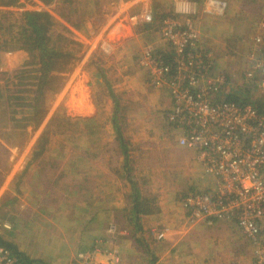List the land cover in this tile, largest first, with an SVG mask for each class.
I'll list each match as a JSON object with an SVG mask.
<instances>
[{"label": "rangeland", "instance_id": "obj_1", "mask_svg": "<svg viewBox=\"0 0 264 264\" xmlns=\"http://www.w3.org/2000/svg\"><path fill=\"white\" fill-rule=\"evenodd\" d=\"M144 1L134 3L133 0H124L121 4L118 0H61L43 5L38 0H21L22 7L9 10L13 12L7 21L10 23L18 22L19 13L23 10L49 12L56 22L55 30L70 41L75 40L83 46L80 48L69 45L72 51L76 50V58L71 63L70 70L61 75L59 89L55 93L49 92L46 96L50 114L48 113L42 127L35 131L29 129L27 133L14 129L12 144L16 159L26 152L21 165H30L29 168L43 166L46 171L44 192L49 193L50 190L53 191L52 187L58 189V186L61 189L79 186L83 192V195L78 194L77 197L67 194L66 198L60 197L59 201H52L49 193L46 194L44 202H38L37 206L28 201L21 212L22 217L21 213H18L20 206H11V220L8 214L10 207L6 206V211L0 208V221H4L0 222L1 235L33 261V264H86L78 259V254L95 247L103 254L97 255L93 261L87 262L88 264H111L109 256L105 253L113 251L117 252L122 263L121 251L128 249V244H123L122 248L119 242L125 231L113 220L105 222L103 228L96 222L100 202L104 199L102 189L108 188V181L101 176V167L106 168L105 165L122 168L128 199L130 200L131 195L142 197L144 206L141 205V208L152 206L154 199L159 203L168 200V204H171L176 200L175 203L181 204L189 218V226H195L192 233L197 231L198 234L204 235L205 238L200 240L205 243L216 242L219 258L224 255L234 256L238 251V237L244 239L238 227L228 231L216 224H199L203 220L193 223L189 211L184 207L183 199L187 195L205 192L208 188L201 179L202 173L196 175L193 169L192 158L196 168L200 170L193 154L190 152L191 155L182 156L174 143L176 135L168 129L166 115L171 107L168 91L151 87L145 71L138 66L145 46L155 47L159 53L165 51L158 31L164 17L172 15L173 0H151L154 12L152 24L132 27L127 15L138 14ZM223 1L228 4L225 15L209 16L200 8L194 17V24L201 36V46L210 50V60L214 62L213 72L225 74L229 79L228 89L237 92L248 84L244 79V74L249 68L248 46L257 33L259 23L264 20V0ZM130 8L134 11H129ZM0 12L2 17L3 13ZM124 28L133 31L134 39L127 46H118L110 35L112 32L113 36L114 29ZM76 32L89 42L81 41ZM116 34L117 32L114 36ZM9 38L10 36L2 37L0 42ZM103 43L113 47V51L104 53L101 48ZM6 54L8 52H0V59ZM22 58L24 62L20 68L30 60L24 53ZM13 72L11 77L5 80V95L10 103L9 98L16 96V93L13 94V88L17 76H14ZM77 83L81 93L77 91L74 96L73 87ZM86 86L96 110V118H84L75 112L81 105L80 99L85 95ZM0 105L2 122L9 114L12 116V107L6 106L5 101ZM53 118L47 129L45 151L34 159L36 143ZM137 134L141 141L138 140ZM184 157L189 159V166L185 165ZM0 161L3 168L4 165L10 164L7 154L1 150ZM58 170L59 173L56 174ZM2 174L0 171V186L4 181ZM112 175L120 179L121 171L112 172ZM3 195L4 191H0V202ZM71 197L72 201L69 200ZM74 200L77 204L73 206ZM86 208L88 212L85 211ZM24 214L26 218H23ZM223 221L236 225L229 220ZM5 222L10 224L11 229L3 228L2 224ZM111 226H115L116 230L111 231ZM167 229L156 232V239L162 240ZM161 233L164 236L160 239L158 236ZM133 234L131 232L129 237L125 238L126 242L135 238ZM63 244L70 246V253ZM74 248L76 249L71 254ZM211 249H215V246L209 248L210 251ZM251 249L250 257L239 256L238 261L232 262L250 264L254 252L253 247ZM207 250V246H204L206 257ZM220 262L227 264L222 257Z\"/></svg>", "mask_w": 264, "mask_h": 264}, {"label": "built area", "instance_id": "obj_2", "mask_svg": "<svg viewBox=\"0 0 264 264\" xmlns=\"http://www.w3.org/2000/svg\"><path fill=\"white\" fill-rule=\"evenodd\" d=\"M121 4L124 0H118ZM142 0L134 3H141ZM172 15L159 26L160 39L173 52L174 69L165 65L157 48L145 46L138 66L148 83L166 89L171 107L166 115L168 129L177 145L187 149L200 167L207 191L183 199L192 222L229 220L235 222L253 247L250 264H264V114L251 105L225 100L229 79L215 74L209 49L201 46L194 17L200 8L209 16L222 17L228 10L223 0H173ZM132 27H145L154 21L151 0L141 4L138 14L127 15ZM248 70L244 79L264 99V20L248 46ZM104 53L113 47L103 43ZM3 228L11 229L3 223ZM111 231L116 227L111 226ZM163 233L158 238H162ZM103 254L98 248L78 254L84 263ZM111 264H120L116 251L105 253ZM0 264H20L8 248L0 246Z\"/></svg>", "mask_w": 264, "mask_h": 264}, {"label": "crops", "instance_id": "obj_3", "mask_svg": "<svg viewBox=\"0 0 264 264\" xmlns=\"http://www.w3.org/2000/svg\"><path fill=\"white\" fill-rule=\"evenodd\" d=\"M172 5L174 6L173 1ZM129 11H134V9L130 8ZM115 32H117L116 36H114ZM76 35L79 36L81 41L89 42L80 33L76 32ZM134 35L135 34L132 30L124 28L123 30L114 29L113 36L111 32L110 37L115 40V43H118V46H121L122 44L127 46L134 39ZM22 56V52H13L2 55L0 59V101H2V103L5 101L6 106L10 105V102L5 95V87H7L5 80L11 77L13 71L22 66V62H24ZM80 71L78 74H80ZM73 89L74 96H76L75 94L77 91L81 93L79 83L75 84ZM84 94L85 95L81 99L80 95H78L81 105L75 110V112L84 118H96L95 107L91 98L88 96V86L85 87ZM14 129L16 130L14 127V121L11 119V114H9L2 122H0V150L7 154V161L10 163L9 165H4L3 168L0 161V171L3 173L1 177L4 179L2 183L3 185L0 186V191H4L3 198L0 202L1 209L4 208L6 211V206H9L10 213L8 214L10 216L12 212L11 206H20V210L18 211L20 214L25 209L28 201L31 202V205L37 206L38 202H44L46 194L49 195V193L52 201L54 199L59 201L60 197L66 198L67 194L73 195V197H77L78 194L83 195L82 187L79 186H72L69 189H61L60 186H58V189L52 187L53 191L50 190L49 193L44 192L43 186L46 182V171H44L43 166H33L29 168L30 165H21L20 163L23 161L26 152L20 156L18 160L16 159V154H14L15 148L12 144L14 140ZM137 135L138 140L141 141V137L139 134ZM117 140L120 141V139ZM174 143H176V147H178L182 156L191 155L187 149L179 147L176 141ZM183 160L185 165L189 166V159L184 157ZM191 160L196 175L198 173L200 174L201 171L199 168H196L193 158ZM105 166L106 168L103 166L101 167V176L108 181V188L102 189V196H104V199L100 202L101 207L96 222H98L101 225V228H103L105 227V222L113 220L118 222L119 226L125 231V233L120 236L119 244L123 248V244L127 243L128 249L124 248L121 251V264H221V257L224 258V261H226L227 264H234L232 261H238L237 258L239 256H251L252 246L250 242L243 235L244 239L241 240V236L238 235L239 237L236 241L238 251H236L235 255H224L219 258L220 254H218V251L216 250V242L215 244L205 243L203 240H200L202 237L205 238L204 235L198 234L197 231V234H195L196 232L192 233L195 226L192 228L189 226V218L181 204L175 203L176 200H174L173 203L168 204V200L159 203L157 199H154V201L152 200V206L148 205L147 208H141V205L144 206V203L141 200L142 197L136 198L131 195L130 200L128 199V190L125 191L126 181L122 176V168H114V166L109 167L108 165ZM75 168L76 166L73 168L74 171ZM118 171H121L120 179L119 177L112 175V172ZM58 173L59 170L56 174ZM132 188L137 190L136 187ZM137 195L139 196L138 192ZM69 200L72 201V197L69 198ZM76 204L77 201L74 200V204L72 205L74 206ZM170 205H174V207H171ZM35 211L38 212V209ZM85 211L88 212L87 208ZM22 214L23 213H21L20 217H22ZM5 216H7V214ZM23 218H26L25 214ZM5 219L7 221V218ZM9 219L11 220L13 217L10 216ZM199 224H205L204 226L216 224L217 226H220L221 229L228 231L237 228L235 224L223 220H203L199 222ZM165 228H168L165 237L162 240L156 239V232L162 231ZM131 232L134 233L133 237L135 238L127 240L126 242L125 238L129 237ZM100 236L101 235L98 237ZM63 246L64 248H67V252L70 253V246L67 247L66 244H63ZM204 246H207L208 248L207 257L205 256ZM212 246H215V249H211L212 251H210L209 248ZM75 249L76 248L72 249L71 254Z\"/></svg>", "mask_w": 264, "mask_h": 264}, {"label": "trees", "instance_id": "obj_4", "mask_svg": "<svg viewBox=\"0 0 264 264\" xmlns=\"http://www.w3.org/2000/svg\"><path fill=\"white\" fill-rule=\"evenodd\" d=\"M38 1L43 5H48L61 0ZM191 1L200 4L204 0ZM17 7H22L21 0H0V11L3 13V16L0 17V38L10 36L8 40L0 42V52L18 51L30 57V60L26 61L22 68L13 72V75L17 76V82L14 83L13 88V94L16 93V96L9 98L12 103H10L12 107L11 119L14 121V127L27 133L29 129L37 130L45 121L49 113L45 101L46 96L49 92L55 93L59 89L61 75L68 72L71 63L75 61L76 50L72 51L69 45L80 48L83 46L75 40L70 41L61 32L55 30L56 22L53 16L46 11L23 10L19 13L18 22H7L13 14L9 10ZM160 54L163 55V63L174 69L173 52L169 53L165 49ZM225 100L241 106L251 105L259 113L264 114V99L259 96L255 87L247 85L237 92L232 91L227 94ZM53 120L54 118L36 143V149L33 151L34 159L45 151L47 129ZM0 246L12 251L19 258L20 264H33V261L4 240L1 233Z\"/></svg>", "mask_w": 264, "mask_h": 264}]
</instances>
